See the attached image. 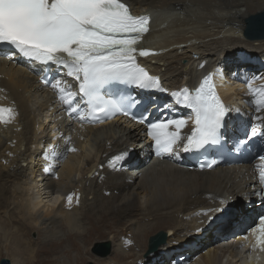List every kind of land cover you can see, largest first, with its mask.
<instances>
[{
	"label": "bare ground",
	"instance_id": "1",
	"mask_svg": "<svg viewBox=\"0 0 264 264\" xmlns=\"http://www.w3.org/2000/svg\"><path fill=\"white\" fill-rule=\"evenodd\" d=\"M133 7L137 13L154 15L153 29L145 40L146 44L163 48L161 54L149 57L148 61L153 71L162 76L164 88L175 92L190 87L205 72L213 69L218 75L227 106L239 109L227 117L233 128V132L227 134L230 140L242 133H249L253 124L260 123L255 117H264V111L255 112V105L251 103L255 97L249 93L245 81L253 76L264 77V38H248L245 27L250 16L264 11V0H134ZM184 58L188 61L185 64L181 62ZM8 61L5 60V67H0V108H13L15 115L5 123L9 114L0 113V241H3L0 258H11L12 264H23L25 261L32 264L36 262L38 251H45L49 256L40 258L38 264H48L54 261L53 254L64 242L69 241L77 252L83 250L75 240L77 236L86 235L83 229L77 227L80 217H85L91 225L88 241L97 235H104L109 224L124 226L126 218L139 215L137 223L141 220L142 223L137 225L134 232L128 230L126 238L118 236L117 240L116 235L103 238L111 240L114 248L110 255L98 257L97 260L102 264H132L129 257L135 254L129 256L133 252L129 249L133 248L126 240L130 238H136L144 252L134 264H158L168 255L181 260L185 255L192 256L196 250L202 249L198 248L196 242L189 244L191 241L187 242L189 237L184 232L193 230L201 234L209 229L212 223H209V216L215 217L220 211L215 215L209 213L208 217L199 213L217 208L220 201H224V206L231 203L225 199V194L229 193L238 200H252L251 211L234 212V215L223 219L221 226L227 229L236 222L235 231L241 232L240 229H244L249 221L246 217H253L258 211L257 203L262 202L261 206L264 205L261 197L253 195L260 185L257 184L258 174L251 166H247L245 173L241 170L243 166L238 167L241 169H223L220 166L218 169L198 172L184 164L181 156L174 159L169 155H160L172 162L166 172L160 175L156 172L158 177L154 178L155 169L152 171L150 168H154L161 160L150 162L154 154L149 146L151 140L144 136L143 129H134L123 123L82 125L70 119L58 100L56 90L44 87L37 76ZM0 62L4 64V60ZM227 74L229 77H226ZM64 79L74 83L71 77ZM253 84L254 88L264 86V79H257ZM167 103L169 107L163 111L164 118H180L190 114L189 109L175 105L173 98H169ZM192 126L189 121L188 127L182 130L183 134H189ZM61 136H71V144L61 139ZM49 144L58 148L59 152H65L69 146L78 149L77 152H68L67 159L56 166L59 179L42 170L46 163H55L46 162L42 155ZM129 149H138L133 159L128 162L123 160L115 168L109 165L113 156ZM132 150L134 156L135 151ZM128 167L130 171L126 170ZM247 172L250 176L244 180ZM139 174H142V180L137 185V192L130 194L133 180ZM151 176L153 178L149 180ZM155 179L158 180V187L146 184ZM10 183L14 186L11 197L7 195ZM242 184L245 186L240 188ZM254 184L255 189L251 187ZM57 192L59 195L50 204L49 201ZM140 192H145L152 203L146 209L147 213H142L140 209ZM71 193H75V196L69 207L66 198ZM254 197L258 202L253 204ZM89 198L95 200L94 204H99L98 209L87 201ZM76 199L79 203L75 202ZM9 205H16L17 212H8L9 216L5 218L1 210ZM175 216L179 223L173 226L166 223ZM199 217H202L201 223L196 225ZM145 218L157 222L146 225ZM160 225L169 226L168 238H171L160 245L156 253H152L149 251L148 238L157 232L156 229L165 227ZM214 227L218 228L219 225L215 224ZM37 230L39 236L45 237L42 246L47 248H41V244L39 248H34L35 240L24 236ZM206 230L201 235L203 238L208 236ZM240 232L235 243H246L252 248L241 256L242 264H264V246L253 247L256 234L251 231L249 235ZM225 235L223 233L220 239H224ZM175 237L186 243L179 245L173 241ZM8 243L13 245V249L8 247ZM247 248L231 249L230 254L239 257ZM146 250L149 255L144 257ZM217 255L218 250L214 248L205 251L202 255L203 264H225L223 257L218 258Z\"/></svg>",
	"mask_w": 264,
	"mask_h": 264
},
{
	"label": "snow or ice",
	"instance_id": "2",
	"mask_svg": "<svg viewBox=\"0 0 264 264\" xmlns=\"http://www.w3.org/2000/svg\"><path fill=\"white\" fill-rule=\"evenodd\" d=\"M134 0H0V54L8 59L19 55L42 66V70L52 67L63 70L64 75L50 78L41 77L45 86L57 92L64 111L74 121L103 123L117 115L130 117L145 126V135L152 141L157 155H169L179 159L180 151L199 152L209 145H217L224 136L226 118L232 111L222 101L213 81V74L203 78L194 91L183 87L171 92L173 102L190 110V114L180 118L149 119L137 117L131 108L137 102L130 96L113 97L108 88L112 84H124L139 89L167 92L160 78L153 76L141 65L139 58L158 55L143 47V41L150 34L148 15H135ZM203 67V65H201ZM39 75V73H37ZM222 75V73H220ZM64 77H71L69 83ZM264 77H251L245 81L246 87L255 99V112L264 111V86L254 88L253 82ZM167 107V105L165 106ZM7 112L8 123L15 115L13 108H0ZM260 123L253 124L247 136L264 138V117H255ZM192 122L190 134L182 130ZM69 145L71 136H61ZM247 140V137H246ZM246 142V141H245ZM237 149L240 143L237 144ZM78 149L69 146L65 152L49 144L42 155L46 162L43 172L59 179L57 165L67 159L68 152ZM128 151L113 156L109 165L113 168L126 160ZM256 165L258 191L253 195L264 200V154L258 156ZM215 160L202 164L212 168ZM254 189L256 185H252ZM59 193L52 197L53 203ZM75 193L67 195V205L73 204ZM76 203L79 200L76 199ZM221 204L224 201H220ZM226 211L209 208L199 215ZM213 216H209L211 223ZM246 231L256 234L253 247L264 246V214L257 216ZM247 240V236L244 237ZM130 243V241H129ZM264 250V248H262Z\"/></svg>",
	"mask_w": 264,
	"mask_h": 264
},
{
	"label": "rangeland",
	"instance_id": "3",
	"mask_svg": "<svg viewBox=\"0 0 264 264\" xmlns=\"http://www.w3.org/2000/svg\"><path fill=\"white\" fill-rule=\"evenodd\" d=\"M249 55V56H252V54H249V53H245V55ZM182 63H187L188 61H187V59L186 58H184V59H182V61H181ZM258 70H261V68H259ZM254 85V84H253ZM136 151L138 150V149H135ZM143 151H145V150H143ZM132 152H133V150H132ZM153 160L154 159H151V162H153ZM159 162H161L162 163V165H158V163L157 164H155V167L153 168V166L150 168V169H153L152 171H154V169H155V174L153 175L154 176V178H155V176H156V178L158 177V175H160V174H162V173H164V172H166L167 171V166H170L171 164V162H169V161H159ZM147 163H150L149 161H147ZM178 164V163H177ZM176 165V164H175ZM157 166H160L159 168L157 167ZM177 166H179V165H177ZM164 167V169H162ZM180 167V166H179ZM240 167V166H239ZM129 168V169H128ZM126 170L127 171H130L131 170V168L130 167H128ZM157 168V169H156ZM236 168H238L237 166H236ZM223 169H226V168H224L223 167ZM230 169V168H229ZM238 169H241V168H238ZM244 169H246V171H247V166H245V165H243V168L241 169V170H244ZM151 171V170H150ZM156 172H158V175L156 174ZM135 173V172H134ZM242 173H245V172H243L242 171ZM241 173V174H242ZM153 176H151V178H149V180H151L152 178H153ZM249 174H248V172H247V174H246V177L244 178V180H246L247 178H249ZM142 180V174H139L138 176H137V178L136 179H134L133 180V186L131 187V190H130V194L132 193H134V191H135V193L137 192L136 191V188H137V185L140 183V181ZM156 181H154V182H149V181H147L146 182V184H151V186L153 187V186H156V187H158L159 186V183H158V180L157 179H155ZM1 182H3V180H1ZM245 186V184H242L241 186H240V188H243ZM9 190H10V192H8L9 194L12 192V190L14 189V186H13V183H10L9 184ZM7 193V195L8 196H10L11 197V194L9 195ZM115 193H117V191H115ZM225 195H227V197H225V199L226 200H230L231 201V203H228V204H226L225 206L223 205V204H220V205H218L217 206V208H219V209H226V211H220V213H218V215L217 216H215L214 217V219L213 220H215V222L214 221H211L212 223H211V225H209L208 227H209V229L207 228V233H208V236L206 237V238H203V236H201L202 235V233L205 231H203L201 234H198L199 232H195V231H193V230H190V231H185L184 233H187V235H188V239H189V241H187V242H190L189 244H192V243H194V242H196V243H198V248L200 247H202V249H198V250H196L195 251V254H193L192 256H188V255H185L184 257H182L181 258V260H179L178 262H182V263H176V264H197L198 262L199 263H202L203 264V262H202V255L204 254V252L205 251H207V250H210V248H214V249H216V250H218V255H217V257L219 258V257H223V259H224V263L225 264H242L243 263V259H242V255L244 254H246V253H248V251H246L245 250V253H242L239 257H237V256H235L236 257V259H235V257H233V255H231L230 254V252L232 251V250H234V251H236V250H238V248H242V247H246V246H249V244H244V243H235V242H237L236 241V237H238L237 235L239 234V232L240 231H235V228H237L236 226H237V223L235 222V223H233L234 225H232V226H230V228L229 229H227V230H225L224 231V234H226L225 235V237H224V239H220V237L222 236V234H217V233H215L216 231H218V230H220V228L222 227V228H224V226H221L222 225V221H223V219L224 220H226V218L227 217H230L231 215H234L235 213H237L238 211L239 212H244V213H246V212H248V211H251V207H252V200L251 199H241V198H239V200L238 199H235L236 197L235 196H232V195H230L229 193L228 194H225ZM126 196H128V194H126ZM140 196H141V200H142V205H141V207H140V209H141V211H142V213H147L148 212V210H146V209H148L149 208V206H151L150 204H152V203H150L149 201L150 200H148L147 199V194L145 193V192H140ZM231 196V197H230ZM120 198H123V196H121ZM234 198V199H233ZM255 199V200H254ZM11 201H12V198L10 199ZM225 200V201H226ZM253 204H254V202L255 201H257V198L256 197H254L253 198ZM88 202H90V203H92V207L93 208H95V209H98V205L99 204H94L95 202V200L94 199H92V198H89L88 200H87ZM258 202V201H257ZM101 204V203H100ZM257 206H258V208L257 209H259V210H263L264 209V205H262L261 206V202H258L257 203ZM2 212V214L1 215H4V217L6 218V217H8L9 216V213L8 212H17V207H16V205H9L8 206V208L6 207L5 209H2L1 210ZM5 212H6V214H5ZM235 212V213H234ZM201 213H203V212H201ZM234 213V214H233ZM213 215H215V213L213 214ZM139 216V215H138ZM138 216H135V217H133V218H126L124 221H123V223H125L124 224V226H122V225H119V224H114V223H111V224H109V226H112V227H109V226H107V229H106V232L104 233V235H102V236H99V235H97V236H95V237H93L92 239H89L88 241H90V242H88L87 241V239H88V237H89V235H90V232H88V230H89V228H90V224H89V221L85 218V217H80L79 219H78V221L80 222V224L79 225H77V227L81 230V229H83L84 231H82L83 232V234H86V235H80V236H77L76 238H75V240H76V242L80 245V247L83 249L81 252H77L76 250V248H74L73 249V246H71V243L69 242V241H67V242H64L63 243V245H61V246H59L58 247V249L55 251V253L53 254V257H52V259H54V261L53 262H49L48 264H67L68 262V264H97V263H101L102 264V262L101 261H98L97 260V258L98 257H101V256H98L97 254H95V253H93L92 252V247L94 246V243L96 242V241H103V240H106V239H103V238H107V237H112V236H114V235H116V237H117V240H118V236H120V237H123V239H124V237L126 238V234L125 233H127L128 232V230H131V231H135L136 230V227H137V225H139V223L141 222L142 223V220L141 221H138V223H137V220H138ZM14 217H16V215H14ZM208 217V216H207ZM18 218V217H17ZM199 220H196V225L197 224H200L201 223V219H202V217H199L198 218ZM145 220H146V222H145ZM145 220H143L144 222H145V224L146 225H148L150 222H152L153 224H155L157 221H155V220H153V219H150V218H145ZM148 220H150V221H148ZM177 220V217L175 216V217H173L172 219H171V221H169V222H166L167 224H169L170 226L172 225H174V223H179V222H177L176 221ZM231 221V220H230ZM171 223V224H170ZM215 224L218 226L219 225V227L218 228H216V227H214L215 226ZM240 225V224H239ZM122 226V227H121ZM128 226H129V228H128ZM160 226H165L164 228H158V229H156V231L158 232V231H160V230H166L167 232H168V234H169V231L168 230H170L169 229V226L168 225H160ZM246 226V225H245ZM244 226V227H245ZM76 227V228H77ZM125 227V228H124ZM159 227V226H158ZM109 228V229H108ZM128 228V229H127ZM168 228V229H167ZM127 229V230H126ZM135 229V230H134ZM214 230H216V231H214ZM11 231V230H10ZM117 231V232H116ZM85 232V233H84ZM133 232H131V233H133ZM157 232H155V233H157ZM223 232V231H222ZM244 232V229H242V231L240 232V233H243ZM61 233H63V232H61ZM65 233V232H64ZM111 233V234H110ZM154 233V234H155ZM249 231L248 232H246V234L245 235H249ZM107 234V235H106ZM152 235V234H151ZM236 235V236H235ZM24 236H27V237H30V238H32V239H34L33 241H34V248H39V246H40V244H41V248H47V247H45V246H42L44 243H45V237H43L42 238V235L41 236H39V232H38V230H37V232H32V233H30V234H26V235H24ZM87 236V237H86ZM197 236V237H196ZM218 236H220V237H218ZM242 236V235H241ZM11 237V236H10ZM196 237V238H195ZM217 237V238H216ZM83 238V239H82ZM169 238H171V237H169ZM169 238H167V241H166V243L170 240ZM195 238V239H194ZM36 239H37V241H36ZM42 239V240H41ZM149 239V238H148ZM194 239V240H193ZM127 241H128V243H129V241H130V244H131V247L133 248L132 250L131 249H129V251L131 252V251H133V252H131V254L129 255V256H132V254H135L134 256H132V257H129V259L132 261V264H134V263H136L138 260H139V258H140V255L142 254V252H143V250H142V248L141 247H139V244H138V240L135 238H133V239H126ZM134 240V241H133ZM42 241V242H41ZM84 241V242H83ZM133 241V242H132ZM173 241H175V242H177V243H180L179 245H184V243H186V242H184V241H181L180 239H179V237H175L174 238V240ZM3 241H0V245H1V243H2ZM38 242V243H37ZM84 243V244H83ZM38 244V245H37ZM65 244V245H64ZM113 244V243H112ZM165 244V243H164ZM188 244V245H189ZM37 245V246H36ZM83 245V246H82ZM2 246H4V245H2ZM9 246H11V247H9ZM12 244H9L8 243V247L10 248V249H13L12 248ZM113 246H114V244H113ZM128 246V245H127ZM68 248V252H66V249ZM114 248V247H113ZM112 248V249H113ZM146 249H147V247H146ZM159 249V248H158ZM157 249V250H158ZM171 249V248H170ZM169 249V250H170ZM232 249V250H231ZM250 249H252V248H250ZM46 250V249H45ZM156 250V251H157ZM228 250V251H227ZM4 251H6V250H4ZM10 252H11V250H9ZM156 251H154V252H152V253H155ZM39 252H40V254H39ZM167 252V251H166ZM72 253H73V257H72ZM144 253V252H143ZM147 253V250H146V252H145V254H144V257L147 255H149V254H146ZM182 253V252H181ZM43 254V255H42ZM70 254V255H69ZM86 254V255H85ZM151 254V253H150ZM79 255V256H78ZM81 255V256H80ZM83 255V256H82ZM95 257H93V256ZM110 255V254H109ZM47 256H49V254L48 253H45V251H38V253H37V258L35 259L36 260V262H34V263H32V264H38V260H40V258H46ZM242 256V257H241ZM4 256H2L1 258H3ZM233 257V258H232ZM0 258V259H1ZM9 259H11V258H9ZM83 259V260H82ZM86 259V260H85ZM163 260L161 261V263H164V264H167V257H163L162 258ZM251 259V258H250ZM62 260V261H61ZM116 260V259H115ZM75 261V262H74ZM134 261V262H133ZM174 261V259L169 263V264H172V262ZM124 262V261H123ZM113 263H115L114 261H113ZM23 264H29L28 262H24ZM158 264H160V263H158Z\"/></svg>",
	"mask_w": 264,
	"mask_h": 264
},
{
	"label": "water",
	"instance_id": "4",
	"mask_svg": "<svg viewBox=\"0 0 264 264\" xmlns=\"http://www.w3.org/2000/svg\"><path fill=\"white\" fill-rule=\"evenodd\" d=\"M246 22L245 34L248 38H264V11L250 16ZM167 238L168 233L165 230H160L156 234L151 235L149 237V251H156L161 244L167 241ZM112 248L111 240L96 241L93 246V252L99 256H107L112 253ZM0 264H12V261L8 257H3L0 259Z\"/></svg>",
	"mask_w": 264,
	"mask_h": 264
}]
</instances>
